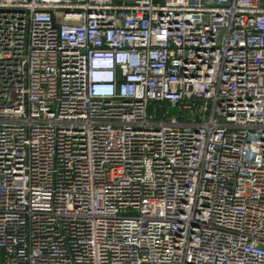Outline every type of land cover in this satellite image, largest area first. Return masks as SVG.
Segmentation results:
<instances>
[{
	"label": "built area",
	"instance_id": "built-area-1",
	"mask_svg": "<svg viewBox=\"0 0 264 264\" xmlns=\"http://www.w3.org/2000/svg\"><path fill=\"white\" fill-rule=\"evenodd\" d=\"M0 264H264V0H0Z\"/></svg>",
	"mask_w": 264,
	"mask_h": 264
},
{
	"label": "water",
	"instance_id": "water-1",
	"mask_svg": "<svg viewBox=\"0 0 264 264\" xmlns=\"http://www.w3.org/2000/svg\"><path fill=\"white\" fill-rule=\"evenodd\" d=\"M177 109H170V112H177Z\"/></svg>",
	"mask_w": 264,
	"mask_h": 264
}]
</instances>
